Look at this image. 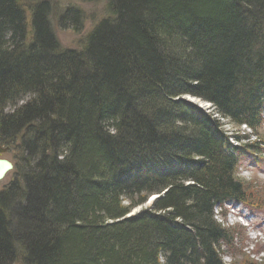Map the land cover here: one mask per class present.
<instances>
[{
  "label": "trees",
  "instance_id": "obj_1",
  "mask_svg": "<svg viewBox=\"0 0 264 264\" xmlns=\"http://www.w3.org/2000/svg\"><path fill=\"white\" fill-rule=\"evenodd\" d=\"M81 1L105 17L62 49L49 0H0V264H225L246 137L221 120L263 123L264 0Z\"/></svg>",
  "mask_w": 264,
  "mask_h": 264
},
{
  "label": "rangeland",
  "instance_id": "obj_2",
  "mask_svg": "<svg viewBox=\"0 0 264 264\" xmlns=\"http://www.w3.org/2000/svg\"><path fill=\"white\" fill-rule=\"evenodd\" d=\"M49 2L54 7L51 13V26L62 49H79L93 26L105 17L104 3H84L81 0ZM71 5L82 12V26L77 33L70 28L63 29L57 23V17L62 10ZM26 22L29 29V13L26 14ZM183 100L195 105L204 113L212 112L210 105L199 99L185 96ZM221 123L228 134L246 137L241 144L244 147L243 152L238 156L237 176L245 183L247 192L244 203L225 206L221 213L219 210L214 211L216 221L228 231L227 244L224 242L222 247L225 254L222 260L225 264H264V117L262 125L254 134L245 127L237 128L225 120H221ZM17 156V152L12 148L11 151L6 150L0 158L10 161L15 167ZM13 171L0 182V191L12 180ZM154 197L157 196L150 197L145 206H148ZM139 210L140 207L132 210L130 215ZM14 264L20 263L17 261Z\"/></svg>",
  "mask_w": 264,
  "mask_h": 264
},
{
  "label": "water",
  "instance_id": "obj_3",
  "mask_svg": "<svg viewBox=\"0 0 264 264\" xmlns=\"http://www.w3.org/2000/svg\"><path fill=\"white\" fill-rule=\"evenodd\" d=\"M6 148L0 147V156L6 152ZM13 170V165L10 161L0 158V182L6 177V175ZM156 197L152 198L155 199ZM151 199V200H152Z\"/></svg>",
  "mask_w": 264,
  "mask_h": 264
},
{
  "label": "bare ground",
  "instance_id": "obj_4",
  "mask_svg": "<svg viewBox=\"0 0 264 264\" xmlns=\"http://www.w3.org/2000/svg\"><path fill=\"white\" fill-rule=\"evenodd\" d=\"M189 102H192L191 100H188Z\"/></svg>",
  "mask_w": 264,
  "mask_h": 264
}]
</instances>
